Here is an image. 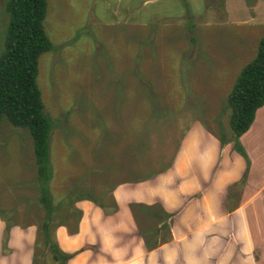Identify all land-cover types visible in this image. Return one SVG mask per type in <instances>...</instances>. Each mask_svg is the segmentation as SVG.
<instances>
[{"label":"rangeland","instance_id":"obj_1","mask_svg":"<svg viewBox=\"0 0 264 264\" xmlns=\"http://www.w3.org/2000/svg\"><path fill=\"white\" fill-rule=\"evenodd\" d=\"M6 3L0 0V54ZM45 26L55 47L41 57L38 76L54 123L51 240L42 232L47 211L32 136L5 118L3 252L11 251L12 229L32 227L33 264H63L52 243L71 255L67 264L123 259L130 253L116 246L122 237L84 201L111 216L120 207L113 192L121 189L136 226L156 230L161 220L131 192L145 199V182L172 164L190 129L232 137L228 97L264 37V0H49ZM259 220L264 240V213Z\"/></svg>","mask_w":264,"mask_h":264},{"label":"crops","instance_id":"obj_2","mask_svg":"<svg viewBox=\"0 0 264 264\" xmlns=\"http://www.w3.org/2000/svg\"><path fill=\"white\" fill-rule=\"evenodd\" d=\"M261 113L264 118V106L257 111L251 128L240 137L249 165L235 149L234 142L222 145L219 138H209L207 132L193 128L181 142L172 164L145 182L150 185L145 199L136 198L135 191L131 192L134 201L143 202L147 207L161 206L170 215L166 231L162 222L157 223L160 243L154 249L147 248L129 204L121 200V189L113 192L120 207L111 216L98 214V208L93 209L84 201V209L102 217L101 221L107 222L122 237L116 245L120 251L130 253L123 259L93 264H264L259 220L264 213ZM4 229L5 222L0 218V264H33L37 230L12 229L11 251L5 254ZM163 235L169 236V240L165 241ZM86 236L89 240V231ZM101 245L98 244L94 257L102 252Z\"/></svg>","mask_w":264,"mask_h":264},{"label":"trees","instance_id":"obj_3","mask_svg":"<svg viewBox=\"0 0 264 264\" xmlns=\"http://www.w3.org/2000/svg\"><path fill=\"white\" fill-rule=\"evenodd\" d=\"M48 6L49 0H7L6 11L9 20L5 48L0 54V127L6 118L16 127L28 129L32 136L42 182V200L47 211V219L42 226L46 241L51 240L50 219L55 211L48 186L52 171L50 137L54 123L45 112L38 76L41 57L55 48L45 26ZM228 102L231 108L230 126L233 135L228 139L222 134L219 139L222 145L234 142L235 149L245 157L249 165V158L240 143V137L251 128L257 111L264 106V37L259 43L256 56L243 67L238 76ZM141 209L149 211L154 217L157 215L163 230L169 228L167 218L170 215L161 206L143 205ZM140 229L147 248H156L160 243L159 229ZM169 238L164 236L165 241ZM51 246L55 259L67 264L71 255L61 252L56 243Z\"/></svg>","mask_w":264,"mask_h":264}]
</instances>
